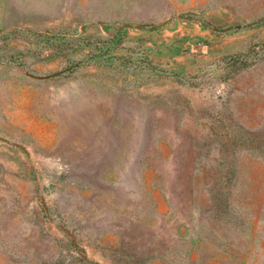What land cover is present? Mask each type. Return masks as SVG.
Segmentation results:
<instances>
[{"label": "rangeland", "instance_id": "1", "mask_svg": "<svg viewBox=\"0 0 264 264\" xmlns=\"http://www.w3.org/2000/svg\"><path fill=\"white\" fill-rule=\"evenodd\" d=\"M0 264H264V0H0Z\"/></svg>", "mask_w": 264, "mask_h": 264}]
</instances>
